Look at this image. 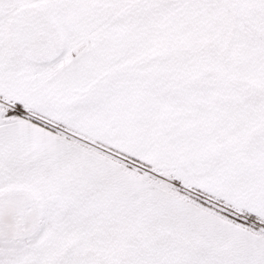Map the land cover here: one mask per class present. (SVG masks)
I'll return each instance as SVG.
<instances>
[{"label":"snow or ice","instance_id":"1","mask_svg":"<svg viewBox=\"0 0 264 264\" xmlns=\"http://www.w3.org/2000/svg\"><path fill=\"white\" fill-rule=\"evenodd\" d=\"M0 264H264V0H0Z\"/></svg>","mask_w":264,"mask_h":264}]
</instances>
